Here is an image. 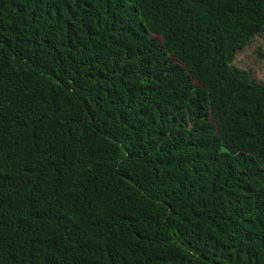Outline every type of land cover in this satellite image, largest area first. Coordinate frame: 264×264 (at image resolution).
Segmentation results:
<instances>
[{
    "label": "trees",
    "instance_id": "1",
    "mask_svg": "<svg viewBox=\"0 0 264 264\" xmlns=\"http://www.w3.org/2000/svg\"><path fill=\"white\" fill-rule=\"evenodd\" d=\"M264 0H0V264H264Z\"/></svg>",
    "mask_w": 264,
    "mask_h": 264
},
{
    "label": "rangeland",
    "instance_id": "2",
    "mask_svg": "<svg viewBox=\"0 0 264 264\" xmlns=\"http://www.w3.org/2000/svg\"><path fill=\"white\" fill-rule=\"evenodd\" d=\"M232 67L248 72L257 84L264 86V32L236 53Z\"/></svg>",
    "mask_w": 264,
    "mask_h": 264
}]
</instances>
